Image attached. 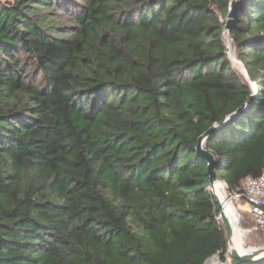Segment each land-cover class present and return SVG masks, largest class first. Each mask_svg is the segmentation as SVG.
I'll return each instance as SVG.
<instances>
[{
    "label": "trees",
    "instance_id": "16d2710c",
    "mask_svg": "<svg viewBox=\"0 0 264 264\" xmlns=\"http://www.w3.org/2000/svg\"><path fill=\"white\" fill-rule=\"evenodd\" d=\"M230 1L0 0V264L227 262L200 136L249 102L204 145L230 196L264 172V0L253 83Z\"/></svg>",
    "mask_w": 264,
    "mask_h": 264
},
{
    "label": "water",
    "instance_id": "95a60500",
    "mask_svg": "<svg viewBox=\"0 0 264 264\" xmlns=\"http://www.w3.org/2000/svg\"><path fill=\"white\" fill-rule=\"evenodd\" d=\"M239 5V1L237 0H231L230 1V5H229V14L228 17L224 23V32L226 35L230 36L231 35V24L233 22V18L236 15V10L237 7ZM226 48V55L228 57V60H233V55L231 53V51L229 50L228 47ZM242 64V62H240ZM243 66V64H242ZM244 67V66H243ZM245 71V77L251 82L253 83L252 79L249 78V76L247 75V72L244 68ZM254 87V92H256V86L255 84H253ZM249 105V102L246 103V105L242 108H240L239 110H237V112L233 113V115L229 116L227 119H225L223 122L221 123H216V125H214L213 127H211L210 130H208L205 134H203L202 136H200L199 140H198V147H197V152L198 154L201 156H203L204 160L206 162H208V169H207V175L210 178V192L212 193V195H214L212 188L215 186V184L220 180L217 176L216 170H215V166H216V160L214 155L205 149V145L204 143L206 142V140L211 137L212 135H214L216 133L217 130H219L222 126L228 124L229 122L233 121L234 118L240 116L245 108ZM215 197V202H216V209L217 211H219V215H221V221H222V225L223 228H225L226 231V237H227V241L229 244V249H228V255H230L231 257V262L229 264H262L264 263V247H251L250 245L246 244V249L249 250L250 252H246V253H240L237 250L233 251L231 250V236H232V232H233V228L231 226V222L221 214L220 211V204L219 201L216 197V195H214Z\"/></svg>",
    "mask_w": 264,
    "mask_h": 264
},
{
    "label": "built area",
    "instance_id": "2783aa9c",
    "mask_svg": "<svg viewBox=\"0 0 264 264\" xmlns=\"http://www.w3.org/2000/svg\"><path fill=\"white\" fill-rule=\"evenodd\" d=\"M224 37H226L225 32L223 33V39ZM229 38L235 53L233 40L230 36ZM225 47H228L233 55L232 48L226 44ZM231 196L232 200H236L238 203L242 202L245 208L247 207L249 215L255 222L256 230H264V172L258 177H248L244 179L241 182L240 191L235 192ZM219 219H221L220 216L218 217V220ZM205 264H228V262H223L220 258L219 262H217L214 257H212L208 259Z\"/></svg>",
    "mask_w": 264,
    "mask_h": 264
},
{
    "label": "rangeland",
    "instance_id": "374dc122",
    "mask_svg": "<svg viewBox=\"0 0 264 264\" xmlns=\"http://www.w3.org/2000/svg\"><path fill=\"white\" fill-rule=\"evenodd\" d=\"M4 3H14V0H1ZM237 1H241V0H237ZM231 37V36H230ZM223 44L228 45L229 47L232 48V52H233V60H229V62L232 63L233 67L235 68V70L242 76L245 77V71H244V67L242 66V64L240 63L241 61L238 60L237 58V49L236 46L235 47V53H234V48L233 45L231 44V40L229 38L228 35H226V37H224L223 39ZM221 183H223L224 186V191L225 194L231 199L232 196H230V194H228L227 191V186L225 185L224 182L220 181ZM234 203V206L236 207L238 214H239V223H238V227H240V229H243L245 232V237H244V241H243V246L245 247V243L250 245L252 248L253 247H264V231H260V230H256V227L253 223V221L250 219L249 213L247 211V207H243L244 203L240 202L238 203L236 200H232ZM243 204V205H242ZM243 224V225H241ZM236 226V225H235ZM246 248V247H245ZM215 261L219 262V258L218 257H214ZM227 262H231V257L230 255H227Z\"/></svg>",
    "mask_w": 264,
    "mask_h": 264
},
{
    "label": "bare ground",
    "instance_id": "6f19581e",
    "mask_svg": "<svg viewBox=\"0 0 264 264\" xmlns=\"http://www.w3.org/2000/svg\"><path fill=\"white\" fill-rule=\"evenodd\" d=\"M214 195H216L219 204H220V211L223 216H225L230 222L233 228L232 236H231V250L238 251L240 253L250 252L247 250L246 244L245 247L243 246V238L245 237V232L238 227L239 223V214L234 206L232 199H230L224 191L223 183L220 180L215 184L212 188ZM243 205V204H242ZM221 217V215H219ZM236 225V226H235ZM230 262H228L229 264Z\"/></svg>",
    "mask_w": 264,
    "mask_h": 264
},
{
    "label": "crops",
    "instance_id": "0c3cea01",
    "mask_svg": "<svg viewBox=\"0 0 264 264\" xmlns=\"http://www.w3.org/2000/svg\"><path fill=\"white\" fill-rule=\"evenodd\" d=\"M243 207H245V206H243Z\"/></svg>",
    "mask_w": 264,
    "mask_h": 264
}]
</instances>
